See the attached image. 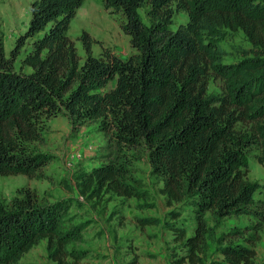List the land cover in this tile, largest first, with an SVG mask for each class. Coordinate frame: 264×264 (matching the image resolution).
Returning <instances> with one entry per match:
<instances>
[{"label":"trees","instance_id":"1","mask_svg":"<svg viewBox=\"0 0 264 264\" xmlns=\"http://www.w3.org/2000/svg\"><path fill=\"white\" fill-rule=\"evenodd\" d=\"M83 2L33 0L28 30L9 56L0 40V175L48 178L50 157L37 144L45 142L52 117L66 114L75 129L99 122L116 157L76 174L80 193L89 199L143 197L132 183L127 150L145 144L174 220L166 226L184 251L172 252L173 261L199 264L211 236L207 213L218 224L244 213L258 190L264 193V184L248 179L245 159L246 150L260 143L264 164V0H104L125 17L133 52L126 59L107 48L95 55L84 31L82 60L69 29ZM145 4L149 24L139 12ZM179 11L188 20L177 25ZM238 31L250 47L240 60L227 62L221 38ZM211 74L223 80L220 92L209 91ZM187 205L191 227L180 220ZM70 208L69 200L44 201L30 187L0 201V264H18L44 239L55 264H78L86 251L70 245L84 227L70 222ZM138 219L141 227L160 222ZM246 240L220 247L223 259L212 264H255L254 239ZM128 264H138V257Z\"/></svg>","mask_w":264,"mask_h":264},{"label":"rangeland","instance_id":"2","mask_svg":"<svg viewBox=\"0 0 264 264\" xmlns=\"http://www.w3.org/2000/svg\"><path fill=\"white\" fill-rule=\"evenodd\" d=\"M33 0H0V40L4 46L7 56L15 47L17 39L24 34L29 27L31 20V4ZM149 5L145 4L139 9L140 15L146 23H150L147 15ZM188 15L184 11L175 14L174 21L178 25L186 22ZM125 17L121 12H114L105 6L104 0H84L73 17L69 29L70 37L75 41L77 50L82 60L86 57V49L83 41L79 38L86 31L92 38V50L95 55H99L103 49L107 48L113 53L126 59L132 54L130 36L123 29ZM221 45L227 50L225 60L227 62H236L242 58V49L250 47L243 32H226L221 38ZM30 43L23 48L19 55L16 65L20 64L21 59L26 55L30 48ZM223 80L211 74L208 88L210 92H220L223 88ZM92 135L87 141L88 136ZM92 142V144H90ZM93 145V146H92ZM261 144L254 143L246 150L245 159L247 162L248 179L252 182L264 184V164L258 160L261 153ZM37 147L45 152L50 161L45 166L44 171L48 178H29L25 174L18 175H0V201H9L17 194V190L23 187H30L37 191L38 196L44 201H54L59 199L69 200L72 204L75 200L72 190L76 185V174L91 168L93 159L99 163L115 159L116 152L114 144L99 129V122H89L77 129L73 128L69 117L66 114H59L48 121V129L45 132V142L37 144ZM82 152L84 157L73 155L76 152ZM127 155L130 160V174L136 182L134 185L144 192L140 198H125L122 207L115 205V212L108 219V223L113 231L117 232V242L119 249L115 250L117 261L122 255H132L133 258L138 254L135 251L141 247L143 251H153V248L159 249V243L163 245V236L161 231L167 234L166 241L170 239L171 234L167 224L174 222L169 216L170 208L166 205L165 198L160 192L162 187L161 178L153 174L149 161L148 148L145 144H140L136 148L128 149ZM92 160V161H90ZM97 163V165L99 164ZM68 185L72 188L67 190ZM74 187V188H73ZM114 195L106 194V204ZM81 204L80 202H78ZM129 203L133 210L139 211L149 217L160 219L158 225L146 228L145 232L138 234V225L135 222L137 217L123 214L116 215L122 211H129L125 206ZM72 207V206H71ZM105 209V208H104ZM78 209L70 208L69 217L71 223H81L83 231L94 233L102 225L95 218H89L90 215L80 213ZM110 210L109 204L106 206V214ZM181 223L187 227L194 225L192 206H183ZM105 214V215H106ZM264 193L258 190L255 193V203L246 207L242 214L233 215L215 224L211 214L207 213V219L211 226V236L206 254L203 256V262L199 264H212V262H221L223 259L220 247L227 243H247V238L254 239L253 245L256 247L257 254L255 264H264ZM116 222H110L113 220ZM100 223V224H99ZM239 230V234L235 231ZM82 231V232H83ZM91 234V235H92ZM122 234V235H121ZM128 235L127 239H121V236ZM121 239V240H120ZM78 241V240H77ZM71 243L70 246L77 247L79 242ZM46 239L40 241L30 251H28L18 264H55L48 258ZM86 242L85 245H89ZM96 245V243H94ZM91 246V248H94ZM168 252L162 262L158 264H175L172 252L176 255H183L184 251L177 247L164 246ZM86 252V261L92 260L93 252ZM157 253V252H156ZM156 255H151L155 258ZM139 257V256H138ZM158 257V256H157ZM132 258V259H133ZM130 259L128 263L132 260ZM139 260V259H138ZM156 261V259H154ZM158 261V260H157ZM124 262L123 264H128ZM87 264H90V262ZM139 264V261H138ZM184 264H191L186 261Z\"/></svg>","mask_w":264,"mask_h":264},{"label":"crops","instance_id":"3","mask_svg":"<svg viewBox=\"0 0 264 264\" xmlns=\"http://www.w3.org/2000/svg\"><path fill=\"white\" fill-rule=\"evenodd\" d=\"M92 135L88 136L87 141L90 140L92 137ZM93 141H91L90 144H92ZM93 146V145H92ZM95 159H93V162L91 163L92 166L91 168L86 169V171H90L95 165H97V161H94ZM92 161V160H90ZM76 182V181H75ZM72 188V187H71ZM74 188V187H73ZM67 190H70L69 188H66ZM73 196L75 198L74 202L71 204V208L72 209H78L77 211H79L80 213L83 214H87L90 215L89 218H95L97 219V221L101 222V226L100 228L97 229V231H95L92 235L90 233H87L85 231L82 232V237L80 240L77 241V243L79 242V245H77V247H75L78 250H84L86 252H93L92 255V260L86 261V255L84 258L80 259L78 264H87V262L90 264H123L124 262L128 263V261L130 259L133 258V254L132 255H122L120 254V258L117 261L115 255V250L119 249L118 247L120 246L119 243H116L117 241V232L113 231L111 226L108 223V219H110L111 215L115 212L114 207L115 205H117L119 208L122 207V202H124L123 197H119L114 195L112 197V199H110L108 201V203L106 204V200L104 195L102 198H92L89 199L85 196H83L78 187L75 186L74 190H72ZM163 196V194H162ZM52 201V200H51ZM78 202H80L81 204H79ZM109 204L110 206V210L108 211V213L106 214L105 209L106 206ZM130 204L127 203V205L125 206V209H128L129 211H122L121 213L115 214L116 217L117 215L123 214L125 216H132L134 217H149L143 213H139V211H137L138 209H136V211H134L132 208V206H129ZM105 208V209H104ZM132 213V215H131ZM106 214V215H105ZM152 217V216H151ZM137 222L135 226L138 225V234H141L142 232H145L147 229L146 228H151L154 227L158 224H146L144 227H141L140 223H139V219L136 220ZM110 222H116L113 220H110ZM100 224V223H99ZM172 234V231H169ZM122 235V234H121ZM160 237L163 236V245H161V243H159V249L157 248H153V251H143L142 247L135 251V254H138V261L139 264H158L159 262H166L165 261V257L167 256L168 252L166 251L164 246L167 247H173L175 245V243L173 242V236L171 235L170 239H168V241H166V236L167 234H164L163 231H161V234H159ZM119 238V237H118ZM127 239L128 235H124L121 236V239ZM120 239V240H121ZM86 242H90L89 245H85ZM96 243V245L94 244ZM94 248H91V246H94ZM157 252V253H156ZM87 253V254H88ZM151 255H156L155 258H151ZM158 256V257H157ZM223 258V256H221ZM156 259V261L154 260ZM161 259H164L161 261ZM158 260V261H157ZM222 260V259H221Z\"/></svg>","mask_w":264,"mask_h":264},{"label":"built area","instance_id":"4","mask_svg":"<svg viewBox=\"0 0 264 264\" xmlns=\"http://www.w3.org/2000/svg\"><path fill=\"white\" fill-rule=\"evenodd\" d=\"M76 156L80 157L81 159L84 157V155H83L82 152H80V151L76 152V153L73 155V157H76Z\"/></svg>","mask_w":264,"mask_h":264}]
</instances>
